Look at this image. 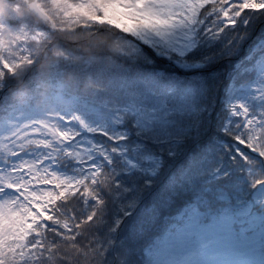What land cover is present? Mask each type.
Segmentation results:
<instances>
[{
    "label": "snow or ice",
    "instance_id": "snow-or-ice-1",
    "mask_svg": "<svg viewBox=\"0 0 264 264\" xmlns=\"http://www.w3.org/2000/svg\"><path fill=\"white\" fill-rule=\"evenodd\" d=\"M0 264H264V0H0Z\"/></svg>",
    "mask_w": 264,
    "mask_h": 264
}]
</instances>
